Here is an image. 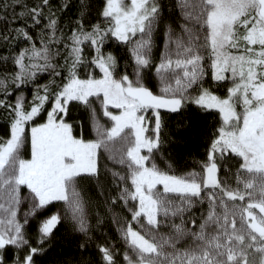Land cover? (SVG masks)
<instances>
[{
  "label": "snow or ice",
  "instance_id": "snow-or-ice-1",
  "mask_svg": "<svg viewBox=\"0 0 264 264\" xmlns=\"http://www.w3.org/2000/svg\"><path fill=\"white\" fill-rule=\"evenodd\" d=\"M0 264H264V0H0Z\"/></svg>",
  "mask_w": 264,
  "mask_h": 264
},
{
  "label": "trees",
  "instance_id": "trees-1",
  "mask_svg": "<svg viewBox=\"0 0 264 264\" xmlns=\"http://www.w3.org/2000/svg\"><path fill=\"white\" fill-rule=\"evenodd\" d=\"M41 82H42V81H41ZM27 91H28V94L30 95V94H31V86H28ZM192 151H195V149H193ZM196 154L199 155L200 153L197 152ZM189 155H191V152H189ZM65 251H66V252H67V251H70V249H68V247H67L66 245H65Z\"/></svg>",
  "mask_w": 264,
  "mask_h": 264
}]
</instances>
